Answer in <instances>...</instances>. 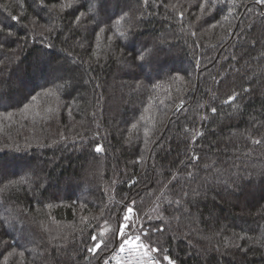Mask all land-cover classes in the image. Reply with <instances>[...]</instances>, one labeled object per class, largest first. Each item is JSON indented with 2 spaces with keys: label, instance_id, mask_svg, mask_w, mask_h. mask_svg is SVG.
Listing matches in <instances>:
<instances>
[{
  "label": "trees",
  "instance_id": "obj_1",
  "mask_svg": "<svg viewBox=\"0 0 264 264\" xmlns=\"http://www.w3.org/2000/svg\"><path fill=\"white\" fill-rule=\"evenodd\" d=\"M127 207L159 264H264V3L0 0V264H103Z\"/></svg>",
  "mask_w": 264,
  "mask_h": 264
},
{
  "label": "snow or ice",
  "instance_id": "obj_2",
  "mask_svg": "<svg viewBox=\"0 0 264 264\" xmlns=\"http://www.w3.org/2000/svg\"><path fill=\"white\" fill-rule=\"evenodd\" d=\"M260 3H264V0H258ZM70 6V5H69ZM232 100H235V96L231 98ZM214 111V109H213ZM256 143H259V141H256ZM97 152L102 151L101 147L96 148ZM133 208L127 207L126 213L123 216V222L121 223V226L119 229L116 230L115 235L119 238L120 244H119V251L121 253L127 251L130 254V261L131 264H145V261L143 258L138 254L135 257L131 256V253L133 252H140L142 251L143 257H149V260L147 261V264H158V262L154 261L150 257V251H159V249L152 248L150 244H146L144 241L141 240V235L136 234L132 237H129L128 234L125 232V229H128L131 224L135 223V220L133 219ZM143 227V226H141ZM161 230V229H158ZM144 235H147V233H143ZM92 239L95 241L96 237H92ZM103 243V240L95 243L94 247L89 248V251L95 254V252L100 248L101 244ZM23 255V253H21ZM165 260H168L169 264H173V261L170 259V257L165 256ZM117 264H122V261L117 258Z\"/></svg>",
  "mask_w": 264,
  "mask_h": 264
},
{
  "label": "built area",
  "instance_id": "obj_3",
  "mask_svg": "<svg viewBox=\"0 0 264 264\" xmlns=\"http://www.w3.org/2000/svg\"><path fill=\"white\" fill-rule=\"evenodd\" d=\"M133 219H134V215H133ZM135 226H136V223H134L133 229H131V230L125 229V232L128 234L129 237L133 236V230H134ZM119 244H120V241L118 242V245L110 252L108 258L105 260V262L103 264H117V258H119L122 261V264H131V261L129 259V257H130L129 252L125 251V252L121 253L119 251ZM138 254L143 258V260L145 261V264H147L149 257H143L142 251L133 252V253H131V256L135 257ZM150 257L154 261L158 262L157 258L154 255H152L151 252H150ZM158 264H159V262H158Z\"/></svg>",
  "mask_w": 264,
  "mask_h": 264
},
{
  "label": "rangeland",
  "instance_id": "obj_4",
  "mask_svg": "<svg viewBox=\"0 0 264 264\" xmlns=\"http://www.w3.org/2000/svg\"><path fill=\"white\" fill-rule=\"evenodd\" d=\"M119 105H120V101H119Z\"/></svg>",
  "mask_w": 264,
  "mask_h": 264
}]
</instances>
